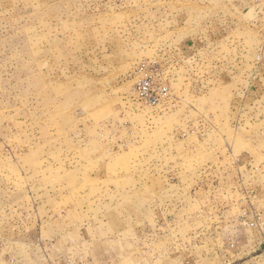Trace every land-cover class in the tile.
I'll return each mask as SVG.
<instances>
[{"label": "rangeland", "instance_id": "obj_1", "mask_svg": "<svg viewBox=\"0 0 264 264\" xmlns=\"http://www.w3.org/2000/svg\"><path fill=\"white\" fill-rule=\"evenodd\" d=\"M0 264H264V0H0Z\"/></svg>", "mask_w": 264, "mask_h": 264}]
</instances>
